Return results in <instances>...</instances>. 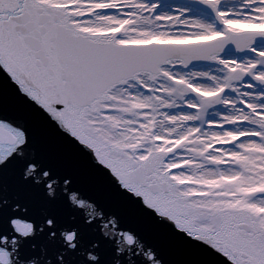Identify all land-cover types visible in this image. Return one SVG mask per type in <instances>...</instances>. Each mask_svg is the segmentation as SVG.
<instances>
[{
	"label": "snow or ice",
	"instance_id": "snow-or-ice-1",
	"mask_svg": "<svg viewBox=\"0 0 264 264\" xmlns=\"http://www.w3.org/2000/svg\"><path fill=\"white\" fill-rule=\"evenodd\" d=\"M0 264H264V0H0Z\"/></svg>",
	"mask_w": 264,
	"mask_h": 264
}]
</instances>
